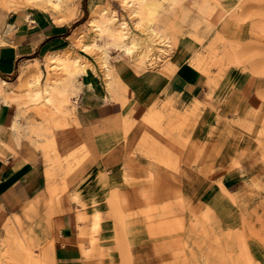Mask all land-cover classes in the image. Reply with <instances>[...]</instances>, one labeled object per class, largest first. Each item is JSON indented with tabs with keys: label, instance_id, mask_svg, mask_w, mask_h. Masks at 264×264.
Masks as SVG:
<instances>
[{
	"label": "rangeland",
	"instance_id": "374dc122",
	"mask_svg": "<svg viewBox=\"0 0 264 264\" xmlns=\"http://www.w3.org/2000/svg\"><path fill=\"white\" fill-rule=\"evenodd\" d=\"M70 1L77 15L75 0L65 1L61 10ZM159 2L144 24L163 34L171 49L160 65L142 68L136 62L137 49L125 53L106 44L114 73L122 85L126 84L120 74L127 68L164 73L184 44L206 56L205 64L217 81L213 93L209 96L206 90L199 99L184 96L178 102L166 99L158 114H149L152 104L143 118L135 119L127 112V88H122L121 97H110L122 103V112L104 119L97 130L69 132L49 124L45 133L27 131L17 142L7 139L9 152L22 151L25 159L40 161L46 195L32 202L33 212L23 219L8 220L1 249L21 241L41 257L52 240L51 217L57 212L53 209L62 211L66 205L76 217L81 212L86 217L85 235L78 234L75 254L82 264H264V0ZM235 2L239 13L227 17L226 24L217 23L205 8ZM103 3L115 7L136 29L118 0ZM91 11L92 7L71 23L67 45L57 52H76L92 62L88 74L105 86L94 54L80 45L93 38ZM210 23L216 24L207 35ZM46 55L35 60L28 71L31 76L27 73L22 81L59 76V71L48 72ZM179 67L199 74L207 89L208 75L202 68L190 62ZM248 75L258 84L251 95L240 88V80ZM193 106L198 108L192 112ZM1 133L8 137V130ZM97 169L104 171V179L96 177ZM113 195L119 200L115 206ZM54 256L57 264L55 246ZM47 260L45 264H51Z\"/></svg>",
	"mask_w": 264,
	"mask_h": 264
},
{
	"label": "crops",
	"instance_id": "0c3cea01",
	"mask_svg": "<svg viewBox=\"0 0 264 264\" xmlns=\"http://www.w3.org/2000/svg\"><path fill=\"white\" fill-rule=\"evenodd\" d=\"M103 1L75 0L79 9L77 15L68 22L56 23V13L37 6L36 2L0 0V79L6 80L7 88H15L35 60L45 52L66 47L71 23L79 19L84 11ZM70 10L74 11L71 1L63 13L67 15ZM120 77L127 86V112L135 119H140L148 107L156 102L166 99L178 102L184 96L199 99L206 92L204 78L186 67H179L172 76L153 69L136 72L127 68ZM80 79L83 92L77 98L76 120L80 129L94 127L97 130L102 127L104 119L121 113L123 105L110 98L108 90L98 78L87 72ZM257 85L256 78L250 75L240 80L241 91L248 95ZM1 102L0 126L9 127L16 109ZM31 113L33 117L36 116L33 110L26 111L25 116L33 121L29 116ZM7 139V134L0 138V148L4 152L3 156L0 154V237L8 220L14 221L17 217L23 219L26 212H33L32 202H41L46 195V179L40 161L25 159L22 151L9 152L5 147ZM53 211H57L51 217L57 264H82L75 255L79 248L78 220L74 211L66 205L62 206V211L59 208Z\"/></svg>",
	"mask_w": 264,
	"mask_h": 264
},
{
	"label": "bare ground",
	"instance_id": "6f19581e",
	"mask_svg": "<svg viewBox=\"0 0 264 264\" xmlns=\"http://www.w3.org/2000/svg\"><path fill=\"white\" fill-rule=\"evenodd\" d=\"M26 1L37 2L45 7H50L56 13V23L68 22L75 16L73 10H70V13L67 15L61 10L63 3L67 0ZM118 1L127 12L128 17L131 18L130 21H132V26L141 30L140 32L143 33L141 34L135 31L136 29H133L131 25H129L128 20L124 16L120 15L121 17H119L115 7L106 3H100L92 7L88 19L89 26L94 32L93 38L90 41H84L80 44L85 51L94 54L95 63L98 64L102 71L105 86L110 97L115 96V94H118V96L121 97L120 89L127 88V86L122 85L119 76L114 73L109 62L111 54L109 53L106 44H110L116 49H122L125 53H131L134 49H137L136 62L139 66L142 65V68L144 65L151 67L160 65L162 57H164L171 49L168 40L163 39V34L159 33L157 29L150 26V24H144V18L154 14L155 8L160 4V0ZM172 1L174 2L176 0ZM238 7L239 6L235 2L232 4L222 3L221 6L217 5L215 7L207 5L205 8L212 13V17H216L215 21L217 23L222 22L226 24L227 17L230 18L229 16L231 14L239 13ZM210 24L211 27L206 30L207 35L208 33H212L216 23ZM102 37L109 40L107 42H101L100 40ZM202 40V38H198L196 41L201 42ZM210 48H212L211 45ZM206 51H208V48ZM201 52L202 51L199 53V50L192 47L189 50L188 45L185 46L182 44L179 46L178 58L175 59L174 62H169L164 67V73L170 76L181 64L184 62H190L196 67L200 69L202 68L208 75L206 90L207 95L210 96L216 87L217 81L211 76L208 68L209 66L207 67L205 64V52L203 53L204 58ZM235 53L234 49L232 55H235ZM227 54L228 51L226 50L222 58ZM45 55L48 64L47 66L49 67L48 72L50 73L51 70L59 71L58 77L47 76L43 82H41L39 76L29 77L21 81L17 86L15 85V88L10 89L7 88L6 80L0 79V100L7 105H22L17 107L12 123L9 127L0 126V138L4 137L1 131L8 130V139L11 142H17L27 131L32 133H45L49 124H54L58 129L67 130L69 132L78 128L80 129L76 120L75 111L76 102L78 101L77 98L83 92V84L80 77L87 73L88 68L93 69V63L76 54V52L70 54L68 51L63 53L60 51H53L49 53L45 52ZM210 55L211 53L209 56ZM196 100L199 102L198 99ZM162 104L160 102L154 103L149 109V114H158V112L163 109ZM197 108V106H193L190 110L193 112L196 111ZM29 109L34 110L35 113L39 115V119L35 121L28 120L25 116V112ZM1 150L2 149L0 148V154L3 156L4 152ZM123 175L124 177L127 176V172L124 171ZM96 177L101 180L104 179V171L102 169H97ZM112 197L113 199L111 202L113 206H115L119 203V200L116 199L115 195ZM120 203L122 204L121 201ZM93 217L95 220L93 227L96 228L99 218V214L96 210L93 212ZM77 219L78 234H80V237H84L86 217L81 212L77 215ZM12 237L13 236L11 235V238ZM46 259L49 260V262L47 260L48 263L55 264L53 240H51L49 248L42 251L41 257L32 254V252L25 246L24 242L21 241H15L13 245L5 248V250L0 248V264H45Z\"/></svg>",
	"mask_w": 264,
	"mask_h": 264
}]
</instances>
